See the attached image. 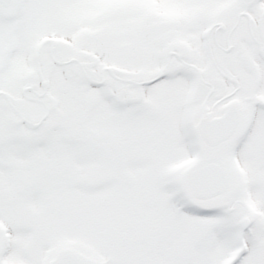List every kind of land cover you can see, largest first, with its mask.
<instances>
[{
    "label": "snow or ice",
    "instance_id": "1",
    "mask_svg": "<svg viewBox=\"0 0 264 264\" xmlns=\"http://www.w3.org/2000/svg\"><path fill=\"white\" fill-rule=\"evenodd\" d=\"M0 264H264V0H0Z\"/></svg>",
    "mask_w": 264,
    "mask_h": 264
}]
</instances>
